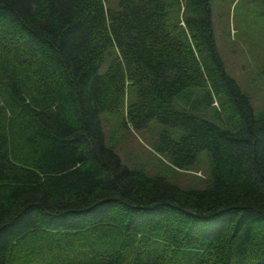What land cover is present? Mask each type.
I'll list each match as a JSON object with an SVG mask.
<instances>
[{
	"label": "trees",
	"instance_id": "obj_1",
	"mask_svg": "<svg viewBox=\"0 0 264 264\" xmlns=\"http://www.w3.org/2000/svg\"><path fill=\"white\" fill-rule=\"evenodd\" d=\"M111 1L0 0V264H264V113L224 71L209 0ZM190 88L235 128L176 110ZM115 113L159 125L173 169L206 153L203 186L124 167Z\"/></svg>",
	"mask_w": 264,
	"mask_h": 264
},
{
	"label": "rangeland",
	"instance_id": "obj_2",
	"mask_svg": "<svg viewBox=\"0 0 264 264\" xmlns=\"http://www.w3.org/2000/svg\"><path fill=\"white\" fill-rule=\"evenodd\" d=\"M109 3L111 8L116 7V0ZM208 5L215 52L225 73L248 98L253 117H258L264 113V0H209ZM107 63V60L103 61L100 73ZM207 93L205 89L190 88L173 101V107L219 128L233 130L235 123H226L228 110L219 111L214 101L211 105L205 104ZM99 121L104 145L127 169L141 170L149 177L162 178L182 190L203 186L209 169L206 153L197 155L196 165L191 171H179L154 150L153 144L160 131L156 123L134 130L122 124L121 113L100 115Z\"/></svg>",
	"mask_w": 264,
	"mask_h": 264
}]
</instances>
